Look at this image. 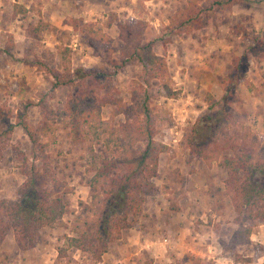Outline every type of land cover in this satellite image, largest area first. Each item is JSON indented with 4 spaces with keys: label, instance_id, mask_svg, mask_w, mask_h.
I'll list each match as a JSON object with an SVG mask.
<instances>
[{
    "label": "rangeland",
    "instance_id": "1",
    "mask_svg": "<svg viewBox=\"0 0 264 264\" xmlns=\"http://www.w3.org/2000/svg\"><path fill=\"white\" fill-rule=\"evenodd\" d=\"M214 1L199 0V3L209 8ZM187 2L188 0H0V140L3 145V156L0 159V201H14L18 198V189L26 177L20 172L17 152L22 150L31 156L33 148L26 132L20 126L10 130L8 121L15 123L18 113L28 106L29 123L32 126L38 125L44 119L39 106L40 93L47 94L50 107L62 117L69 99L86 91L78 81L53 91L54 78L40 69L38 62H45L62 70L64 53L68 49L72 69L85 67L110 73L115 67L108 60L122 59L124 42L119 36V24L145 20L147 24L143 41H156V51L166 57L172 74V86L178 91V95L168 97L161 91L159 93L155 89L157 85H154V104L163 123L156 138L158 141L163 140L168 150L159 156L157 175L153 178L155 188L142 196L143 210L137 217V225L124 230L122 237L111 244L110 251L118 256L115 257V264H146L149 260L153 261L152 264H208L193 248L196 245L194 243L192 246L182 244L179 253L174 254L175 258L171 260L170 247L180 245L178 230L181 225L179 220H183L184 216L182 212L188 213L187 217L197 213L192 222L199 229H207L208 225H212L211 222L207 218L201 219L198 214L204 212L211 220V202L217 198L227 200V204L233 207L236 224L234 231L239 228L237 213L231 197L225 194L228 174L220 166L222 157L211 162L204 161L197 155H192L184 140L188 136L197 137L203 143L214 142L222 139V130L230 132L237 126L244 125L251 128L264 146V61L257 60L253 51L248 52L250 59L247 71L236 87V99L225 102L223 98L227 93L223 80L232 72L234 58L243 55L254 44L255 38L264 36V0H239L225 7H214L213 13L204 14L201 25L189 33L181 27L180 20ZM15 3L26 6L29 11L25 15H15ZM40 19L43 20L44 29L41 38L36 40L27 35L26 28L30 24H37ZM108 22L112 23L111 26L107 25ZM87 23L93 24L95 28H102L111 42L99 40L96 45H91L90 35L82 32ZM142 71L141 65L129 61L111 75L105 87L93 85L96 86L95 97L99 100L120 97L131 103V89ZM208 93H212L219 102L215 111L208 109ZM116 110V105H105L102 108V118L110 119L114 128H119L125 116L116 114ZM227 114L231 115L229 120ZM66 120L57 117L54 135L43 137L44 142L50 141L44 185L57 189L68 204L69 211L58 227L41 229L40 240L35 245L40 247L51 244L48 254H54L55 249L57 255V247L64 244L65 236L74 234V218L88 213L94 193L90 187L94 174L90 171L91 154L86 143L72 140L69 129L65 126ZM196 123L201 128L198 136L193 134ZM96 150L101 152L104 148L99 145ZM228 153L231 154L230 151ZM256 182L264 184L263 176L257 174ZM202 202L207 204L203 206ZM175 223L179 228L174 226ZM259 230L264 231V223L254 228L252 236L255 239H252L251 244L239 245L235 250L229 249L236 260L245 264L264 263V232L259 234ZM188 236H193L192 230ZM13 238L15 241L14 232L10 231L0 243V264L16 261L6 257L10 250L15 248L18 252H23L16 242L15 247L10 242ZM242 247L244 252L240 253L238 248ZM151 248L156 253L157 249L162 250V253L151 256V252H148ZM70 257L73 260L71 263L67 262V258L58 263L55 257L52 264L99 263L77 249L70 251ZM245 258H251L252 261H245ZM20 261L19 258L15 263L20 264ZM21 263L28 264L26 260Z\"/></svg>",
    "mask_w": 264,
    "mask_h": 264
},
{
    "label": "trees",
    "instance_id": "2",
    "mask_svg": "<svg viewBox=\"0 0 264 264\" xmlns=\"http://www.w3.org/2000/svg\"><path fill=\"white\" fill-rule=\"evenodd\" d=\"M234 1L239 0H215L212 6L206 8L199 0H188L180 14L181 27L188 33L192 32L201 25L204 14L213 13L214 7H225ZM28 11L26 6L15 3V15H25ZM42 23L43 20L40 19L37 24L28 25L27 35L36 40L40 39L44 29ZM111 24L107 23L108 26ZM146 24L145 20H131L119 24V36L124 42L122 59L108 60L115 67L110 73L85 67L72 69L68 49L64 53L62 70L45 62H38V67L54 78L53 91L63 85H73L76 81L86 91L69 99L62 117L50 107L47 94L40 93L39 106L44 119L38 125L32 126L29 123L28 106L18 113L15 123L8 121L10 130L20 126L26 132L33 148L31 156L22 150L17 152L20 172L26 180L18 189L16 200L0 201V243L13 231L20 250L34 247L40 240V230L45 227H58L69 211L68 204L58 194L57 189L44 185L50 141L44 142L43 137L54 135V122L57 117L67 119L65 126L73 141L86 143L91 154L90 171L94 172L90 180V187L94 191L92 206L88 213L74 218V234L66 235L64 244L57 247L58 263L63 258L71 263L73 260L70 251L73 249L87 253L96 263L101 262L110 251L111 244L122 237L123 231L137 225V217L143 210L142 196L146 191L155 188L153 178L157 175L159 156L168 150L163 140L158 141L156 138L163 123L154 104V85H157L155 89L159 93L161 91L168 97L178 95V91L172 86V74L167 59L156 51V41H143ZM82 32L90 35L91 45H96L99 40L111 42L107 33L102 28H95L93 24H85ZM253 43L243 55L234 58L232 72L224 77L227 92L223 97L225 102L236 99V87L247 71L250 59L248 52L253 51L257 60L264 61V36L255 38ZM129 61L143 67L140 78L135 80L131 89V103L120 97L102 100L96 98V86L93 85L105 87L111 75ZM206 100L209 111H215L219 103L215 96L208 93ZM107 104L116 105L115 113L125 116L119 128H114L110 119L102 118V108ZM227 118L229 120L231 115L227 114ZM200 131L201 128L196 123L193 134L198 136ZM222 131L224 136L221 140L203 143L197 137L186 136L184 144L189 147L192 155H197L204 161L211 162L222 157L220 166L228 174L225 194L231 197L239 225L228 244V249L235 250L239 245L251 244L254 228L264 223V184L259 185L256 182L257 174L264 179V146L247 126H237L230 132ZM99 145L103 146L104 151L97 152L96 147ZM2 151L0 140V159L3 156ZM245 261L252 259L245 258ZM152 263V260L146 262Z\"/></svg>",
    "mask_w": 264,
    "mask_h": 264
},
{
    "label": "crops",
    "instance_id": "3",
    "mask_svg": "<svg viewBox=\"0 0 264 264\" xmlns=\"http://www.w3.org/2000/svg\"><path fill=\"white\" fill-rule=\"evenodd\" d=\"M227 202H228L227 200H222L218 198L211 202L210 207H212L213 209V214H212L213 218H211V220L206 216V213L204 212L202 214H198V217H201V219L207 218L211 222L212 225H208V227H206L207 229L205 228L199 229L198 225L194 224V221L192 222L193 217L195 218L197 213L195 214V216L191 215L192 217H187L186 215L188 213L182 212L184 216L182 218L183 220H179L181 224L180 228L176 224L177 222L174 224L175 227H178L180 229L178 230V233H180V235L178 236L180 245L176 246L175 248L170 247L171 250L169 254L171 260L175 258L174 254L179 253L180 251L179 248L180 246H182V244L187 246H192V244L194 243L196 245L193 248L194 249L196 248L198 255H200L203 261H206V263L208 264H245L242 263L241 261L236 260L232 252L226 248L236 225L233 219L234 217V213L232 210L233 207L231 204L229 203L227 204ZM206 204H207L206 202H202L203 206ZM167 222H169V220H167ZM170 222L173 223V220H171ZM165 227L167 229H170L169 226H165ZM190 230H192V235H193L192 237L188 236ZM260 232L263 233L264 231L259 230V234ZM251 238L253 240L255 239L253 236ZM10 242H12L13 246L15 247L14 238L10 239ZM49 245L46 246L40 245V247L37 245L32 249L23 252L20 251L18 252L14 248L13 250L7 252L8 254H6V257H9L10 259L16 261L20 258L22 262L26 260L28 264H52L53 262H55L56 259L55 257H57V252L54 249L53 252L54 254H48L51 251V244ZM243 247L238 248V251L240 253L244 252ZM157 251L159 253H162V250L157 249ZM148 252L149 253L151 252L150 253L151 256L158 255L157 254L158 252L156 253V250L152 248L151 250H148ZM115 257L118 258V256H115V252L110 251L109 253L105 254L103 260L98 264H115L117 262L115 261L116 260ZM16 261H14V263H8V264H16L15 263ZM21 261L19 262L20 264H22Z\"/></svg>",
    "mask_w": 264,
    "mask_h": 264
}]
</instances>
